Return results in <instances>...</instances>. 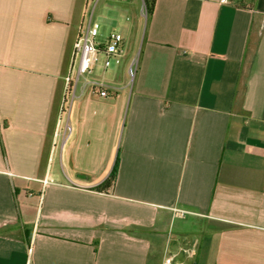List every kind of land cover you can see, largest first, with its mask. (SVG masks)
<instances>
[{
    "label": "crops",
    "instance_id": "0c3cea01",
    "mask_svg": "<svg viewBox=\"0 0 264 264\" xmlns=\"http://www.w3.org/2000/svg\"><path fill=\"white\" fill-rule=\"evenodd\" d=\"M97 13L126 28L122 53L78 77L51 151ZM180 246L185 264H264V0H0V264H161Z\"/></svg>",
    "mask_w": 264,
    "mask_h": 264
},
{
    "label": "built area",
    "instance_id": "2783aa9c",
    "mask_svg": "<svg viewBox=\"0 0 264 264\" xmlns=\"http://www.w3.org/2000/svg\"><path fill=\"white\" fill-rule=\"evenodd\" d=\"M227 3L228 0H220ZM92 14L89 15L85 25L80 26L72 46L73 58H77V62L72 73L73 64L69 74L65 77V85L63 96L59 107L58 116L55 122V128L51 141V151L54 147L62 150L64 142L71 134V125L69 123V111L72 99L74 97V87L78 77L82 74L89 73L92 66L98 61V55H103V67H107L112 59H117L122 53L121 41L122 37L117 32H111L107 36L105 42L99 45L96 38L99 33V24L92 20ZM74 60V59H73ZM136 58H133L126 68L128 80L131 82L136 73ZM95 86H100L96 82H92ZM100 96H106L105 90L99 91ZM50 151V153H51ZM50 182L48 178L43 179V183ZM72 186L79 187V184L72 183ZM180 215L184 211H177ZM196 252L194 247L180 246L174 253L168 252L166 249L163 253L161 264H185V259L192 257Z\"/></svg>",
    "mask_w": 264,
    "mask_h": 264
},
{
    "label": "rangeland",
    "instance_id": "374dc122",
    "mask_svg": "<svg viewBox=\"0 0 264 264\" xmlns=\"http://www.w3.org/2000/svg\"><path fill=\"white\" fill-rule=\"evenodd\" d=\"M89 4H91V2H89ZM89 7H90V5H88V7H87V12H86L85 18H87ZM114 18L112 15L98 16V13L95 14L93 21L97 22L99 24V33H98V36L96 38L97 40L101 39L100 37L102 35L109 34L112 31L118 32L122 37H125V35H127L126 28L123 26L118 27L116 22H114ZM98 59L100 60V57H98ZM113 66H114V64L112 63L110 67L112 68ZM55 167L57 168V166H55ZM162 257H163V255H162Z\"/></svg>",
    "mask_w": 264,
    "mask_h": 264
},
{
    "label": "trees",
    "instance_id": "16d2710c",
    "mask_svg": "<svg viewBox=\"0 0 264 264\" xmlns=\"http://www.w3.org/2000/svg\"><path fill=\"white\" fill-rule=\"evenodd\" d=\"M144 3V7L146 10V14L151 13L152 9H153V5H154V0H142ZM116 167L114 166L113 168V174L115 173ZM113 174L109 177L108 180L104 181L101 185H99L98 187H96V190L102 191L105 190L106 187H108L111 183Z\"/></svg>",
    "mask_w": 264,
    "mask_h": 264
}]
</instances>
